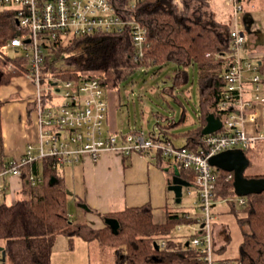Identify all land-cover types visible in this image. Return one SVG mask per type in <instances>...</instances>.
Instances as JSON below:
<instances>
[{
    "label": "trees",
    "instance_id": "obj_1",
    "mask_svg": "<svg viewBox=\"0 0 264 264\" xmlns=\"http://www.w3.org/2000/svg\"><path fill=\"white\" fill-rule=\"evenodd\" d=\"M132 0H111L116 11L125 19L138 21L146 30L147 51L141 59L135 60L129 28L121 31H107L82 36H69L52 45L53 59H45L50 72L65 79L97 77L105 93L119 90V86L130 79L134 71L172 62L176 65L170 76V84L162 88L163 94L172 95L181 91L189 81L187 68L197 65L199 125L187 130L185 147L200 151L202 128L209 113L222 116L219 99L224 91L223 69L228 64L230 53L229 24L215 18L210 0H183L181 7L172 0H140L131 7ZM248 3L251 0H239ZM244 9V8H243ZM248 11L243 16L247 24ZM205 16V18H204ZM17 24L14 13L0 10V50L14 36ZM61 61L66 66L57 69ZM27 60L22 56L4 54L0 59V85L8 84L12 77L26 75ZM46 66L43 68L45 70ZM259 71L264 73V59L260 60ZM166 121L165 127L179 124L184 119L172 121L167 116L156 114ZM0 117V159L1 154ZM157 120L156 124H160ZM162 127V126H161ZM157 161H161L156 152ZM53 157L41 159V182L31 184L30 171L36 172L35 164L22 170V197L11 204L0 203V246L5 251V263L11 264H52L51 251L58 235L75 234L87 236L74 224L67 211L68 190L63 177L54 165ZM1 169V165H0ZM180 175L194 181L191 169L180 167ZM214 201L225 200L232 204L237 198L233 186V176L227 178V170L217 168ZM251 176V175H249ZM243 215L237 216L242 227L240 244L241 257L249 264H264V191L252 192L245 197V205L240 207ZM184 212L168 211L164 222L153 220L149 204L126 207L120 211L97 214L102 218L116 219L112 226L105 223L91 229V236L97 242L113 249L114 264H199L197 253L184 244L172 239V230L185 221ZM237 215V214H236ZM85 228L84 224H81ZM226 243L230 237L227 233ZM165 240L164 247L159 241ZM70 244V243H69ZM71 246V245H70ZM218 251V250H217ZM240 257V258H241Z\"/></svg>",
    "mask_w": 264,
    "mask_h": 264
},
{
    "label": "built area",
    "instance_id": "obj_2",
    "mask_svg": "<svg viewBox=\"0 0 264 264\" xmlns=\"http://www.w3.org/2000/svg\"><path fill=\"white\" fill-rule=\"evenodd\" d=\"M131 1L133 7L136 2ZM181 7L183 0H172ZM232 8L229 25L230 53L223 69L224 91L219 99L222 126L215 132L202 134L200 151L185 146H175L161 132L144 129L109 131L104 128L108 102L104 87L97 77L65 79L50 72L45 59H53L52 45L69 36H82L129 28L135 48V60L147 51L146 30L138 21L123 18L111 0H0V5L14 13L17 30L7 42L13 56L27 60L26 77L34 85L33 107L36 112V144L27 143L24 153L16 162L2 163L3 172L20 174L21 168L46 157H53L55 167L78 162L89 156L93 160L104 151H117L121 155L159 152L161 158L171 160L178 167L191 169L194 181L188 193L195 194L201 213L194 219L185 212L186 219L172 230V239L197 253L199 264H235L228 258L216 256L214 245V215L212 212L217 168L209 163V157L231 149L242 151L258 140L264 139V129L248 130V124L256 123L257 105L262 101L259 82L263 76L255 58L243 57L246 25L238 13L243 10L239 0H226ZM0 50V59L4 57ZM59 62V61H58ZM56 63L57 69L65 64ZM46 66L45 70L43 69ZM250 75L246 76V72ZM250 80L251 96L247 95L245 81ZM60 95V96H57ZM227 178L233 176L230 171ZM31 184L41 182L42 177L30 171ZM237 202L245 205L240 196ZM190 233L185 242L179 236L181 227ZM159 246L164 247L165 240ZM1 256V255H0ZM1 264V260H0Z\"/></svg>",
    "mask_w": 264,
    "mask_h": 264
},
{
    "label": "crops",
    "instance_id": "obj_3",
    "mask_svg": "<svg viewBox=\"0 0 264 264\" xmlns=\"http://www.w3.org/2000/svg\"><path fill=\"white\" fill-rule=\"evenodd\" d=\"M223 5L225 8L226 6L229 7L226 4V0H223ZM246 5L248 6L247 14L249 15V20L247 24L244 22L246 25V39L242 48V55L246 58H255L260 64V60L264 59V0H251ZM1 9H3V7L0 5V10ZM211 9L215 13V18L217 20L229 22V25L231 24V14L228 15V19L226 18L227 20L225 19V21L224 12L216 13L212 3ZM228 11L229 10L226 12ZM250 74V71L246 72V76H249ZM260 74L263 76V79L259 82V94L262 97V101L257 105L256 112H258V116L256 118V123L248 124L247 128L249 131L264 129V73L260 72ZM245 86L247 89V95L251 96L252 93L250 89L252 83L249 79L245 81ZM34 91V85L25 75L14 76L8 84L0 85V117L2 119L0 203L11 204L23 195L22 170L25 167L21 168V173L18 175L11 172H3L2 163L16 162L22 157L27 143L36 144L38 127L36 122L37 116L35 108L33 107L34 104L32 103ZM175 96L177 95L175 94ZM176 101L181 105L180 116L178 119H180L183 111L184 119L177 125L165 127L164 125L166 124V121L156 116V121L159 120L160 124H156V126L149 130L161 132L172 142L173 138L170 135V130L173 127L181 125V123L186 120L184 104L179 98H177ZM197 109L199 111V106ZM199 114L200 111L198 113V125ZM215 116H218L221 120L223 119L219 114ZM167 117L170 121V116L167 115ZM174 120L175 119H173V121ZM106 122L107 117L105 123ZM107 130L122 131L118 130L116 127H109ZM185 142L186 137L184 136V142L180 146H184ZM247 150H249V148L242 152H244V155L248 160L247 165L249 166L253 157L247 154ZM40 161L41 160H38L33 163L36 166V172L34 173L39 176H41V168L39 167ZM174 165L175 164L167 158H161V161L158 162L155 152L132 153L123 156L117 151H104L96 160H93L89 156H84L78 162L58 166L56 168L59 169L66 185V189L68 190L66 199L69 195H72L74 204L80 210V212H76V209H74L75 211H68V215L71 221L77 225L76 227L78 229H82L80 228L82 227L80 226L81 224L85 225L88 236L91 234V229L101 227L107 223L106 218L100 217L97 212H116L126 207L149 204L152 207L153 220L157 223L166 220V214L168 211L179 213V210L173 208L172 204L173 202L179 203L181 197L180 201L176 202L173 191L168 189L174 175H178L183 179L180 175V167ZM248 166L243 169L244 177H264V172L259 173L255 171H247ZM65 169L67 172L66 174ZM231 173L233 175V172ZM70 178L76 183L75 188L69 184ZM183 180L186 181L185 179ZM186 182L188 185L182 186V190L184 187L187 188L191 185L190 182ZM68 185H70L69 187L71 188L67 187ZM240 196L245 198L247 194H237V197ZM229 205L232 207V204L229 203ZM181 212L185 213L187 210L185 209V211H180V213ZM241 215H243V213ZM221 225L224 224L215 223L214 225V240L216 235H220L219 232L217 234L216 228H220ZM225 230H227L226 227ZM216 243L217 242H215V246ZM222 243L217 244L215 248L217 253L222 248ZM240 257L241 251L239 259L238 257L236 259H228L231 261L236 260L238 264L248 262L245 258ZM223 258H226L225 255Z\"/></svg>",
    "mask_w": 264,
    "mask_h": 264
},
{
    "label": "rangeland",
    "instance_id": "obj_4",
    "mask_svg": "<svg viewBox=\"0 0 264 264\" xmlns=\"http://www.w3.org/2000/svg\"><path fill=\"white\" fill-rule=\"evenodd\" d=\"M211 3L216 13L224 12V20L226 18L228 19V15H230V11H232L231 7L226 6L225 8L223 5V0H211ZM243 8L244 9L238 13V17H242V15L244 16L245 11H248V6L246 3H243ZM227 10L229 11L226 12ZM3 49L6 55L11 57L13 56V49L7 46H4ZM58 63L61 64V61ZM175 67L176 65L174 63L167 62L162 65H155L148 68H139L138 70L134 71L130 79L119 86V90L107 91L106 98L108 102V110L107 122L105 123L104 127L106 129L109 127H116L118 130H122L123 133L132 128L144 129L148 131L156 126V114H160L161 116L168 115L170 116V120H178L180 116L181 105L178 104L172 95L163 94L161 92L162 88L169 86L170 76ZM187 71L189 74L188 83L182 87L181 91H175L177 98H179V100L185 106L186 114L185 122L181 123V125L177 127H173L170 130V135L173 138L172 140L175 146H180L183 144L184 134L187 130L194 129L198 126L199 111L197 108L199 106V97L197 90V65L194 64L193 67L190 65L187 68ZM247 151V154L253 157L251 159L250 165L247 167V171L263 173L264 139L258 140ZM66 173L67 172L65 169V174ZM69 184H71L73 188L76 186V183L71 178L69 179ZM69 186L70 185L67 187ZM188 188H190V186L183 188L181 201L179 203L173 202V204H171L173 208L179 210V213L180 211H185L186 209L188 216L191 219H194L201 213V210H199L197 199L194 196L195 194L193 195L188 193ZM237 198H234L235 200L233 203V208L237 211V215L231 212L232 207L227 201L219 199L217 201H213L212 204L214 223L224 224L221 225L220 228H216L217 234L219 232L220 235H216L214 245L215 242H217L216 246L222 242V244L226 243L227 230L230 236V240L227 242V244H225V247L223 249L221 248L218 253L216 252V256L218 257H224L225 255L226 258L236 259L238 257L239 259L240 256L239 249L242 240V227L237 222V216L242 214L240 207H243V205L237 202ZM66 201L67 211L76 209V212H80L79 208L72 200V195H69ZM225 227L227 230H225ZM80 230L84 234L87 233L86 227H83ZM189 233L190 229L183 225L181 227L180 235L178 236L181 241L185 242ZM114 261L115 256L113 249L108 245L97 242V240L91 236V234L86 237L81 233L75 234L71 239L65 235H58L51 251L52 264H114ZM233 262L238 264L236 260ZM248 263L249 262H245L244 264ZM5 264L11 263L7 261Z\"/></svg>",
    "mask_w": 264,
    "mask_h": 264
},
{
    "label": "water",
    "instance_id": "obj_5",
    "mask_svg": "<svg viewBox=\"0 0 264 264\" xmlns=\"http://www.w3.org/2000/svg\"><path fill=\"white\" fill-rule=\"evenodd\" d=\"M222 121L218 116L209 113L206 116V124L202 129V133H212L220 129ZM209 163L218 168L233 172V186L236 194H248L250 192L264 191V177L262 178H246L243 176V169L248 166V160L244 152L240 149H231L219 152L209 157ZM188 185L186 181L178 175H174L168 189L174 193L175 201L179 202L182 194V186ZM106 222L115 226L116 219L106 218ZM1 264H5V251L0 246Z\"/></svg>",
    "mask_w": 264,
    "mask_h": 264
}]
</instances>
